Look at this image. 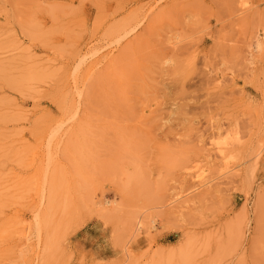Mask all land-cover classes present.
<instances>
[{
    "label": "rangeland",
    "instance_id": "374dc122",
    "mask_svg": "<svg viewBox=\"0 0 264 264\" xmlns=\"http://www.w3.org/2000/svg\"><path fill=\"white\" fill-rule=\"evenodd\" d=\"M0 253L264 264V0H0Z\"/></svg>",
    "mask_w": 264,
    "mask_h": 264
},
{
    "label": "bare ground",
    "instance_id": "6f19581e",
    "mask_svg": "<svg viewBox=\"0 0 264 264\" xmlns=\"http://www.w3.org/2000/svg\"><path fill=\"white\" fill-rule=\"evenodd\" d=\"M124 25V24H123ZM122 25V26H123ZM137 27V25H135L132 29H131V31H134L135 30V28ZM261 46H262V43L261 42H258L257 43V48H261ZM109 55H112V51L107 55V56H109ZM83 60V59H82ZM78 95H81V93L80 92H78ZM212 150L211 151H213V150H215V147H214V143H213V146H212V148H211ZM211 151H209V154H211L212 152ZM205 172H206V170H202V173H200V174H198L197 175V180H198V187H200V186H207L208 185V187H211V185L213 184L212 183V181L214 180V178L213 179H211V177H208L206 174H205ZM190 201L189 200H186V199H183V196L182 195H180V193H177L176 195H175V197L173 198V200H172V203H174V205H175V207L176 208H180V209H183V208H185V206H188V203H189ZM109 214H112V212H108ZM36 218H37V221H38V224L40 223V218H41V216H40V214H36ZM43 228V227H42ZM42 229H41V226H38V233L41 231ZM40 235V234H39ZM13 237V236H12ZM14 238V237H13ZM1 254V253H0ZM1 257V256H0Z\"/></svg>",
    "mask_w": 264,
    "mask_h": 264
}]
</instances>
